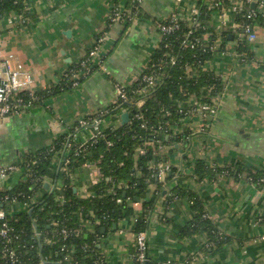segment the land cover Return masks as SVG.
Here are the masks:
<instances>
[{"label": "crops", "instance_id": "0c3cea01", "mask_svg": "<svg viewBox=\"0 0 264 264\" xmlns=\"http://www.w3.org/2000/svg\"><path fill=\"white\" fill-rule=\"evenodd\" d=\"M141 2L143 14L132 17L129 24L110 20L114 8L125 6L121 0H32L27 20L16 18L11 24L6 18L0 23V59L8 60L15 69L30 71L35 78L34 91L60 83L66 71L87 55L99 34L105 37L98 49L103 66L81 85L0 118V167L20 165L31 152L47 148L63 134L70 135V129L82 118L108 114L117 99V84L132 85L161 40L154 21L168 17L174 10L188 18L191 8L198 6V0ZM246 8L244 15L252 19L256 33L253 41L248 40L244 22L236 19L240 10L226 14L213 11L205 22L204 39L207 41L212 34L216 38L211 46L214 55L204 68L219 75L225 88L215 100L216 111L207 122L200 110L186 117L185 126L193 133L188 143L181 144V140L175 148L168 144L158 151L165 156L164 170L170 165L179 171L173 182L163 185L145 230L151 264H264V184L223 176L199 182L192 169L193 163L202 159L218 167L244 163L248 168L264 170V19H260L264 0ZM243 41L248 51L239 53L238 45ZM189 102L194 103V97ZM123 113L128 112L116 118L104 116L102 126L122 125ZM92 131L86 127L76 129L74 139L88 141ZM138 151L144 153L142 148ZM61 162L62 155L55 154L35 200L60 185L56 177ZM155 165L152 160L150 166ZM102 176L99 161L83 162L72 174L75 192L81 197L90 196L89 187ZM20 178L19 172L0 178V188L11 189ZM165 178V172L158 174L160 181ZM176 184L196 192L209 217L234 240L203 253L202 235L181 239L179 234L194 212L187 197L167 201ZM156 193L157 185L151 183L134 203L135 209L140 210L142 200ZM25 207L14 203L8 211L11 214ZM135 219L130 216L110 231L104 227V233L101 230L104 235L100 247L107 264H133L129 249L135 246ZM93 229L90 224L88 230Z\"/></svg>", "mask_w": 264, "mask_h": 264}, {"label": "trees", "instance_id": "16d2710c", "mask_svg": "<svg viewBox=\"0 0 264 264\" xmlns=\"http://www.w3.org/2000/svg\"><path fill=\"white\" fill-rule=\"evenodd\" d=\"M31 1L0 0V23L13 15L27 20ZM121 1L125 2V6L114 8L110 15L111 21L116 12L121 13L119 19L126 24L131 23L135 15L143 14L142 0ZM234 1L198 0L199 14L195 24L190 25L188 20L180 19L178 29L161 34V40L149 55L147 66L136 81L129 86L117 84L124 91L125 100L117 97L108 114L94 116L103 118L111 115L116 118L127 110L129 119L125 124L102 127L88 141L78 142L74 139L76 129L80 128L77 122L70 129V135H61L47 148L31 152L20 165H14L21 178L11 189L0 188V208L8 211L9 206L14 203L26 204V207L8 213L5 218L9 231L5 237L0 235V264H107L100 247L103 227L110 231L122 219L136 216L133 232L137 234L147 229L163 185L173 182L179 171L175 166H167L164 170L166 178L160 181L158 174L164 169L166 161L165 156L158 151L168 144L175 148L181 140V144L188 143L193 133L185 126L186 117L198 113L204 104L214 106L215 100L221 97L225 88L219 75L204 68V63L214 55L211 46L216 38L212 34L207 41L204 39L207 34L205 22L213 11H223ZM215 2L218 4L215 5ZM249 5L245 1L241 14L235 13L237 21L252 23V19H247L244 15ZM124 12L126 15L121 17ZM260 19H264L263 14ZM160 21L169 22L170 15ZM157 22L159 21L155 20L154 24ZM104 40L105 37L99 34L87 55L66 71L62 81L47 89L34 91L35 99H31L29 92L23 91L20 94L23 104L42 102L81 85L88 76L103 66L102 53L99 55L98 52V56L90 57L89 52L95 46L100 49ZM246 45V41L239 43V53L248 51ZM144 74L158 78V83L151 85L144 80ZM77 76L80 78L75 85ZM193 97L194 103H190L189 100ZM94 117L87 116L85 119ZM205 119L207 122L208 116ZM139 148L144 153L141 154ZM55 154L62 155L61 167L56 177L60 180V185H56V188L41 199L35 200L39 189L44 187ZM89 160L99 161L103 176L99 182L89 187L90 196L81 197L74 190L72 174L83 162ZM152 160L155 166H150ZM192 169L195 180L199 182L223 175L234 180L247 179L260 185L264 183V170L248 168L244 163L218 167L199 159L193 163ZM151 183H156L157 193L151 199L142 200L140 210H136L134 203L139 201ZM180 196L189 199L194 212L193 218L179 234L181 239L202 235L203 253L234 240V237L225 233L209 217L203 199L196 192L176 184L171 188L167 201ZM3 221L0 219V229ZM90 224L94 226L93 231L88 230ZM129 253L133 264H141L136 244L130 247ZM169 264H189V261Z\"/></svg>", "mask_w": 264, "mask_h": 264}, {"label": "built area", "instance_id": "2783aa9c", "mask_svg": "<svg viewBox=\"0 0 264 264\" xmlns=\"http://www.w3.org/2000/svg\"><path fill=\"white\" fill-rule=\"evenodd\" d=\"M181 0H178L180 2ZM246 3H253L257 2L259 0H245ZM244 0H235L230 4V7L224 9L225 14L228 11H241L242 5L245 2ZM218 2H215V5H217ZM120 12L115 13V17H113L114 20H117L120 18ZM199 14V8L198 7H192L190 10V16L188 18H185L183 14H181L178 10H174L172 14L170 15V21L165 23L160 20L155 24L156 29L160 34H167L171 31H174L179 28V20L180 19H186L189 21L190 25L196 23V16ZM126 13L124 12L123 16H125ZM13 17V18H12ZM250 17V15H248ZM21 18L19 15H13L8 17L9 23H16L17 19ZM253 27L249 23L244 24V30L247 34L248 40L253 41L256 38V33L252 30ZM100 41H103V39H100ZM98 46H95L92 50L89 52L90 57H96L98 55ZM80 77L77 76V80H75L74 84H78V79ZM158 78H155L153 76H149L148 74H144V80L149 81L151 85H155L158 83ZM35 89V78L33 74L30 71L27 70H19L15 69L11 66L10 62L6 59H0V118L5 117L8 115H14L21 112L24 107L29 106L28 104H23V100L21 98V93L26 90V92H29V96L31 99H35L36 95L34 94ZM117 97L120 98H126L124 95V91L122 90L121 86H117ZM201 111V115L209 116L211 114H214L216 109L215 106H211L209 104H204L199 109ZM78 125L80 128H91L94 132V137L97 133L101 131L102 126V119L94 117L90 120H87L85 118H82L78 121ZM77 128V129H80ZM91 137V138H92ZM17 172V167L7 166V167H0V178L4 179L9 177L12 174H15ZM164 169L160 171V173H163ZM264 182V179H262ZM9 211L4 210L0 208V219L4 220L2 227L0 229V235L5 237L8 234L9 229L7 228V221L5 220L6 216L8 215ZM65 231V230H63ZM135 244L139 251L138 259L141 264H146L147 261V241H146V235L145 231H140L139 233L135 234Z\"/></svg>", "mask_w": 264, "mask_h": 264}, {"label": "water", "instance_id": "95a60500", "mask_svg": "<svg viewBox=\"0 0 264 264\" xmlns=\"http://www.w3.org/2000/svg\"><path fill=\"white\" fill-rule=\"evenodd\" d=\"M254 3H256V2H254ZM128 119H129V114H128V113H123V114H122V123L125 124V123L128 121ZM210 119H211V117H210ZM47 187H48V185H47ZM115 227H116V225H114V228H115ZM104 230H105V229L102 228L103 233H104ZM147 258H148V257H147ZM146 264H151L149 258L147 259Z\"/></svg>", "mask_w": 264, "mask_h": 264}, {"label": "rangeland", "instance_id": "374dc122", "mask_svg": "<svg viewBox=\"0 0 264 264\" xmlns=\"http://www.w3.org/2000/svg\"><path fill=\"white\" fill-rule=\"evenodd\" d=\"M223 176V175H222ZM222 176H219V177H222ZM264 184V183H263Z\"/></svg>", "mask_w": 264, "mask_h": 264}]
</instances>
